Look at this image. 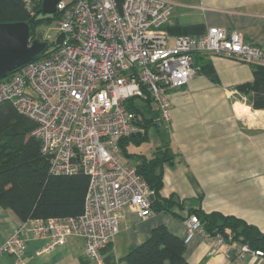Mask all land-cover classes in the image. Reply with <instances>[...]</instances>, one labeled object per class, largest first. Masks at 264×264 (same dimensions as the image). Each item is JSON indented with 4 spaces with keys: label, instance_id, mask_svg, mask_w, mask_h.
<instances>
[{
    "label": "built area",
    "instance_id": "built-area-1",
    "mask_svg": "<svg viewBox=\"0 0 264 264\" xmlns=\"http://www.w3.org/2000/svg\"><path fill=\"white\" fill-rule=\"evenodd\" d=\"M24 3L32 14L41 0ZM174 6L173 0H122L120 5L117 0H59L54 13L62 41L49 42L41 34L47 54L0 78V103L10 100L37 122L33 134L50 157L49 172L83 171L89 178L80 214L21 221L0 243V256L12 254L21 263L30 238L45 237L39 252H47L78 236L90 264H105L103 249L118 233L123 209L141 218L153 214V191L118 147L119 139L141 132L126 102L150 98L168 121L169 91L199 73L197 54L264 65V50L246 42L239 31L210 26L199 35L169 33L164 26ZM183 222L185 243L201 232L237 258L247 253L264 258L262 250L246 243L211 236L195 214Z\"/></svg>",
    "mask_w": 264,
    "mask_h": 264
},
{
    "label": "crops",
    "instance_id": "crops-1",
    "mask_svg": "<svg viewBox=\"0 0 264 264\" xmlns=\"http://www.w3.org/2000/svg\"><path fill=\"white\" fill-rule=\"evenodd\" d=\"M168 24L202 23L239 31L243 39L264 50V0H173ZM217 80L196 74L187 84L169 91L171 117L162 119L156 102L145 101L144 118L157 122L156 134L147 129V148L129 143L130 154L151 157L166 145L171 164L163 165L160 198H171L170 210H157L141 218L130 208L123 209L118 233L110 245L114 259H120L149 237L151 230L164 225L184 238L183 218L189 209L217 211L243 219L264 231V108H253L236 86L253 79L252 66L234 57L208 55ZM144 102V100H143ZM138 127V126H137ZM155 139H152V136ZM138 149V151L136 150ZM122 159L134 164L133 159ZM21 219L9 208L0 207V243ZM45 237L30 238L18 263L12 254L0 256V264H90L82 238L70 236L64 244L39 252ZM104 255V254H103ZM184 257L190 264H264V258L245 254L237 258L225 244L196 232L185 243ZM122 264V262H119Z\"/></svg>",
    "mask_w": 264,
    "mask_h": 264
},
{
    "label": "trees",
    "instance_id": "trees-1",
    "mask_svg": "<svg viewBox=\"0 0 264 264\" xmlns=\"http://www.w3.org/2000/svg\"><path fill=\"white\" fill-rule=\"evenodd\" d=\"M121 2L117 0L119 5ZM55 18L58 19L57 13L42 15L40 3L30 14L24 0H0V22H27L30 40L41 38V25ZM164 28L171 34L199 35L205 31L202 23L166 24ZM46 54L44 51L32 60ZM195 64L200 74L217 80L214 68L205 54H197ZM251 66L253 79L238 84L236 89L247 96L245 101L251 107L264 108V65L251 63ZM143 100L151 101L150 98ZM126 108L134 114V123L141 133L140 136L129 135L119 139L120 152L124 157L133 159L137 172L153 191L151 208L154 211H171L173 200L170 197L161 199L160 189L163 185V165L171 164L173 158L166 145L156 148L149 158L127 152L126 146L145 141L147 129L157 122L140 115L134 98L126 102ZM36 127L37 122L20 113L10 100L0 103V207L13 210L21 221L35 217L77 216L83 209L88 175L83 171L74 174L50 173V157L41 152L40 140L33 134ZM190 214L197 216L203 230L211 236L220 234L226 242L238 240L252 249L264 252V231L243 219L217 211L189 209V214L183 220ZM110 245L103 249L105 264H190L184 257L183 238L171 233L164 225L154 227L148 238L120 259H114Z\"/></svg>",
    "mask_w": 264,
    "mask_h": 264
},
{
    "label": "water",
    "instance_id": "water-1",
    "mask_svg": "<svg viewBox=\"0 0 264 264\" xmlns=\"http://www.w3.org/2000/svg\"><path fill=\"white\" fill-rule=\"evenodd\" d=\"M59 0H41V12L51 15L56 11V3ZM39 33V32H38ZM30 27L27 22H0V78L32 60L36 55L43 53L47 49V42L39 38L30 40ZM64 33H60L55 43L62 41ZM139 131L131 136H140ZM153 199V194L150 195Z\"/></svg>",
    "mask_w": 264,
    "mask_h": 264
},
{
    "label": "rangeland",
    "instance_id": "rangeland-1",
    "mask_svg": "<svg viewBox=\"0 0 264 264\" xmlns=\"http://www.w3.org/2000/svg\"><path fill=\"white\" fill-rule=\"evenodd\" d=\"M43 14L45 16H48V14L42 13V15ZM40 31H41V33H42V35H43L44 38L47 37V36H49L47 38L49 40V42L52 41V40H54L56 38V36L58 35V33H59V29H58V26H57V18L50 20L47 24L41 25ZM50 47H52V45H50ZM134 99H135V101L137 102L138 106L141 109H143V107L146 106L145 101L143 102L142 99H139V98H134ZM149 132L156 134V129H155V127L153 125L149 127ZM154 136L155 135L152 136V139H155ZM141 143H142L141 145H135L134 147L135 148H138V149L140 147L141 149H143L144 146L146 148L149 146L148 144L146 146V144H145L144 141L141 142ZM138 149H136V150L138 151Z\"/></svg>",
    "mask_w": 264,
    "mask_h": 264
}]
</instances>
